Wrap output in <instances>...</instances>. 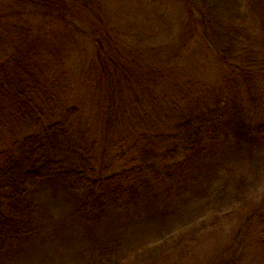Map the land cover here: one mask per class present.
I'll return each instance as SVG.
<instances>
[{
	"label": "rangeland",
	"instance_id": "374dc122",
	"mask_svg": "<svg viewBox=\"0 0 264 264\" xmlns=\"http://www.w3.org/2000/svg\"><path fill=\"white\" fill-rule=\"evenodd\" d=\"M76 3L80 10H74V22L87 28L89 23L96 38L104 29L108 35L101 40L113 42V48L119 49L124 58L140 56L143 68L159 66L155 56L160 59L162 54H150L146 46L172 53L179 49L181 56L184 51L176 71L181 74V83L176 88L174 83L164 80L167 84L162 90L166 94L176 89L187 96L190 91L199 100L210 97L214 102L220 96L221 126L236 124L241 118L264 125V76L261 74L249 85L248 77L244 84V73L238 71L242 69V60L230 66L218 62L216 51L207 47L202 37L204 24L210 20L208 9L200 15L178 0ZM227 6L222 8L228 12ZM216 13L212 19L219 17L221 10ZM253 24L256 30L247 31L244 39L252 38L245 45H252L258 52L263 49L264 39L256 18ZM87 44L78 40L69 45L71 65L76 72L73 81L78 88L68 104L79 107L89 130L83 133L89 142L96 141L93 178L98 174L110 176L122 168L121 172L128 170L132 160L146 156L151 162L169 164L173 179L166 180L165 186L151 189L148 197L136 202H130V197L136 198L139 191L125 185L114 208L102 213L97 222L85 221L80 214L84 212L81 195L76 189L77 173L82 171L80 157L53 153V165L50 158L42 177L30 187L37 207V233L16 248L11 258H2L0 264H92L96 251L102 247L98 246L100 243L116 247L126 256L124 264H255L249 239H244L242 245L237 240L242 236L244 222L264 203V151L252 148V144L237 148L229 140L223 141L224 127L216 135V139L220 136L219 142L210 141L197 151L186 145L183 148L176 142V134L184 142V132L172 119H161L158 128L154 125L151 135L146 134L148 142L137 140L128 132L125 119L111 130L106 121L114 119L116 113L105 111L108 101L97 96L105 93L100 91L107 87H98L105 86L103 82L93 83L88 91L89 83L85 84L87 76L82 62L91 48ZM140 72L147 75L142 68ZM134 76L128 87L129 100L148 99L138 85L142 81L135 82ZM174 150L177 154L172 153ZM66 169H70L69 174ZM174 179L179 185L172 188ZM91 240L100 243L94 248Z\"/></svg>",
	"mask_w": 264,
	"mask_h": 264
},
{
	"label": "trees",
	"instance_id": "16d2710c",
	"mask_svg": "<svg viewBox=\"0 0 264 264\" xmlns=\"http://www.w3.org/2000/svg\"><path fill=\"white\" fill-rule=\"evenodd\" d=\"M178 1L200 15L208 9L210 20L204 24L202 37L206 46L216 51L218 62L230 66L242 60V69L238 71L244 73L243 83L249 77L248 85L261 74L264 76V44L257 52L252 45H245L252 37L244 39L247 31L256 30L255 18L264 39V0H235L236 4L234 0ZM75 3L76 0H0V263L4 257L11 258L16 248L37 233V207L30 187L42 177L53 153L80 157L82 171L77 173L76 189L81 195L84 212L80 214L85 221L97 222L102 213L114 208L125 185L139 191L136 198L130 197L131 202L145 199L151 189L165 186L166 180L173 179L169 164L151 162L146 156L132 160L128 170L121 172L122 168L110 176L98 174L93 178L96 141L89 142L85 136L84 133H89L88 125L79 107L68 104L78 88L73 81L76 72L70 61V44L80 40L91 47L82 62L83 73L89 79L85 84L89 83L88 91L93 83L103 82L105 86L98 87H107L100 91L106 94L97 93V96L102 97L103 102L108 101L105 111L116 113L114 119L106 121L110 128L125 119L128 132L137 140L148 142L146 134L151 135L154 125L158 128L162 125L161 119H172L184 132V142H180L176 134V142L183 148L186 145L197 151L210 141H220V136L216 139L224 127L221 126L220 96L214 102L210 97L199 100L190 91L183 96L181 90L170 89L169 94L162 90L167 84L164 80L174 83L176 88L181 83V74L176 71L184 51L181 56L179 49L172 53L165 48L153 50L152 45L146 46L148 53L162 54L160 59L155 56L159 66L143 68L140 56L124 58L119 49L113 48V42L101 40L100 37L108 35L104 29L96 38L89 23L87 28L74 22L71 18L76 17L74 10H80ZM220 3L228 5L230 11H224ZM220 10V16L212 19ZM140 68L147 75H143ZM133 76L137 79L135 82L142 81L138 85L148 94V99L129 100L128 87ZM222 136L223 141L229 143V140L237 148L252 144V148L264 151V125L251 119L228 123ZM172 153L177 154L176 150ZM51 162L53 165V158ZM65 172L69 174L70 169ZM172 183V188L179 185L175 179ZM241 235L237 241L241 240L242 245L244 239H249L255 264H264V203L244 222ZM92 243L95 248L100 241L91 240ZM105 244L98 245L102 247L96 251L92 264L126 262V256L116 247L109 248Z\"/></svg>",
	"mask_w": 264,
	"mask_h": 264
}]
</instances>
